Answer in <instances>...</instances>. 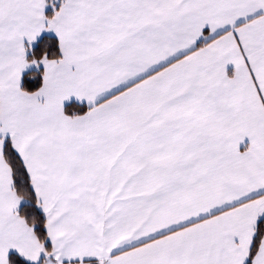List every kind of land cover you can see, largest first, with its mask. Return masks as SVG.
I'll list each match as a JSON object with an SVG mask.
<instances>
[{
	"label": "snow or ice",
	"instance_id": "1",
	"mask_svg": "<svg viewBox=\"0 0 264 264\" xmlns=\"http://www.w3.org/2000/svg\"><path fill=\"white\" fill-rule=\"evenodd\" d=\"M0 264H264V0H0Z\"/></svg>",
	"mask_w": 264,
	"mask_h": 264
}]
</instances>
